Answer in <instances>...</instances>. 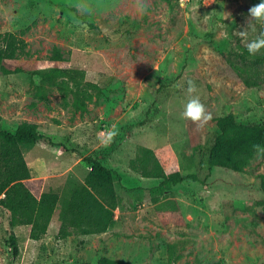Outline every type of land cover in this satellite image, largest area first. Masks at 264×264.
<instances>
[{"label":"rangeland","instance_id":"rangeland-1","mask_svg":"<svg viewBox=\"0 0 264 264\" xmlns=\"http://www.w3.org/2000/svg\"><path fill=\"white\" fill-rule=\"evenodd\" d=\"M259 2L148 0L140 11L136 0H0V32L27 41L26 53L0 65V128L34 123L56 142L22 146L43 190L53 183L68 193L84 180L90 166L83 158L91 155L119 173L122 198L106 232L70 229L60 238L57 218L33 239L30 225L22 226L18 254L15 226L0 205V264H96L104 255L121 264H264V152L243 171L209 163L220 116L264 122V62L237 68L244 46L238 32ZM261 31L256 24L249 40ZM55 65L86 71V109L35 73ZM188 80L213 114L202 127L181 116ZM141 146L155 149L168 171L188 176L168 191L172 202L166 195L161 205L152 202L149 188L161 179L135 167Z\"/></svg>","mask_w":264,"mask_h":264},{"label":"trees","instance_id":"trees-1","mask_svg":"<svg viewBox=\"0 0 264 264\" xmlns=\"http://www.w3.org/2000/svg\"><path fill=\"white\" fill-rule=\"evenodd\" d=\"M27 41L12 32H0V65L12 59L17 53H26ZM237 68L257 69L264 62V51L255 56L248 54L242 45ZM58 57V56H57ZM256 57L252 65L249 63ZM41 81L53 82L61 86L65 93L71 92L76 103L86 109V100L91 94L82 84L86 71L70 65L49 66L35 71ZM59 79V81H58ZM249 85L260 84L256 77H246ZM42 96L43 92L41 93ZM220 132L217 134L209 154V163L235 171H243L257 151L253 145L264 148V122L245 123L232 113H225L218 119ZM24 143H33L51 149L56 145L52 137L38 130L34 123H23L15 131L0 128V205L10 213L11 226L30 225V236L39 239L46 234L52 216L60 205L59 236H66L70 229L85 234L105 232L113 224L115 210L120 208L122 198L117 192L116 178L119 173L106 166L99 158L91 155L83 159L90 166L83 181H78L65 195L54 190H43L44 180L33 178L28 161L23 152ZM135 167L145 177L160 178L161 181L150 187L153 203L161 205V199L177 184L188 176L177 170H167L156 155L155 149L141 146ZM264 182V180H263ZM142 189V188H141ZM171 198L167 199L170 202ZM161 210L162 206H158ZM169 221V219H168ZM14 253L20 251L18 237L11 233ZM172 248V246H171ZM67 264H89L88 262ZM96 264H121L114 257L104 255Z\"/></svg>","mask_w":264,"mask_h":264},{"label":"clouds","instance_id":"clouds-1","mask_svg":"<svg viewBox=\"0 0 264 264\" xmlns=\"http://www.w3.org/2000/svg\"><path fill=\"white\" fill-rule=\"evenodd\" d=\"M183 3V0H181ZM148 0H136V7L140 11H146L148 8ZM256 24L264 26V0H260L259 3L253 4L248 9V15L246 18V26L243 30L238 32L241 42L244 43V47L251 56H255L257 53L264 49V31H261L254 39L249 40V30L256 31ZM187 92L189 99L184 105V109L181 113L182 118L190 120L198 127H202L213 119V114L208 111L206 105L201 101L198 95H193L196 92V84L193 80H188ZM117 133L112 131L109 133L110 137H114ZM253 148L258 152H264V148L260 145H253Z\"/></svg>","mask_w":264,"mask_h":264},{"label":"crops","instance_id":"crops-1","mask_svg":"<svg viewBox=\"0 0 264 264\" xmlns=\"http://www.w3.org/2000/svg\"><path fill=\"white\" fill-rule=\"evenodd\" d=\"M34 163H35V165L37 166H39L40 165V163H41V160H39V159H35L34 160ZM39 171V170H38ZM41 176V175H40ZM36 177H39V176H36ZM43 177H45V176H43ZM46 178V180H45V185L47 184V181H48V176H46L45 177ZM48 190H53V183H52V185H49L48 186ZM61 194V193H60ZM59 210H60V205L57 207V210L55 211V213H54V215H53V217H52V221H51V226H53V224H54V222H55V220L58 218L59 220H60V218H59ZM22 226H24V225H15V228H14V230H15V233H16V236L18 235V231L21 229V227ZM30 232V231H29ZM106 232V231H105ZM60 238H61V236H59ZM65 237V236H64Z\"/></svg>","mask_w":264,"mask_h":264},{"label":"built area","instance_id":"built-area-1","mask_svg":"<svg viewBox=\"0 0 264 264\" xmlns=\"http://www.w3.org/2000/svg\"><path fill=\"white\" fill-rule=\"evenodd\" d=\"M186 1H187V0H183V4H185V3H186Z\"/></svg>","mask_w":264,"mask_h":264}]
</instances>
